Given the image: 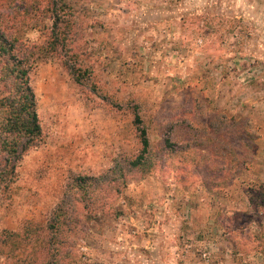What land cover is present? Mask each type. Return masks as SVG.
<instances>
[{
  "label": "rangeland",
  "instance_id": "obj_1",
  "mask_svg": "<svg viewBox=\"0 0 264 264\" xmlns=\"http://www.w3.org/2000/svg\"><path fill=\"white\" fill-rule=\"evenodd\" d=\"M184 2L80 0L76 43L37 60L43 134L0 182V264H264V207L249 201L264 185V0ZM49 16L47 0H0V28L30 44ZM137 116L154 167L110 195L115 219L88 222L72 193L76 229L47 257L40 230L73 179L140 154Z\"/></svg>",
  "mask_w": 264,
  "mask_h": 264
},
{
  "label": "trees",
  "instance_id": "obj_2",
  "mask_svg": "<svg viewBox=\"0 0 264 264\" xmlns=\"http://www.w3.org/2000/svg\"><path fill=\"white\" fill-rule=\"evenodd\" d=\"M43 1L37 0V3ZM184 1L176 0V5H181L184 9L186 5L191 4ZM79 2L80 0H47L51 26L48 39L42 45L22 41L12 32L0 28V182L2 183L9 184L14 181L17 164L31 148H36L40 144L43 130L37 113V101L31 85L30 73L37 60L56 55L65 47L68 49L74 44L79 22L75 13L78 11ZM207 3L203 7L205 10ZM28 13L32 11H28L25 15ZM19 19L21 17L17 14L14 21ZM197 19L205 26H211V18L198 15ZM238 23H242V20H237V18L230 20L228 33L236 30L235 25ZM246 30L250 32L249 28ZM73 51L77 52L76 49ZM259 58L258 62H260ZM77 65L75 63L69 67L76 80L80 82L81 79L76 74L81 71L82 67H77ZM136 123L139 125V140L142 147L136 158L117 161L113 169L99 177L78 176L73 179L68 193L52 213L47 225L40 230L45 231L50 237L47 245L51 244L52 248L51 252L47 251V257L57 261L60 248L62 245L65 246L67 240L66 232L71 233L76 229L70 214L69 201L73 199L72 193L78 195L77 199L82 204L84 217L89 220L88 222L97 223L104 216L115 219L117 213L122 212L121 210L118 212V209L113 210L115 206L110 195L121 194L119 187L127 185L128 175L147 173L154 167L156 153L152 152V144L146 129L140 127L142 121L139 116H137ZM110 188L116 192L112 193L109 191ZM249 201L252 205L264 207V185L251 194ZM39 229L40 227L35 231ZM59 262L60 259L56 264Z\"/></svg>",
  "mask_w": 264,
  "mask_h": 264
}]
</instances>
